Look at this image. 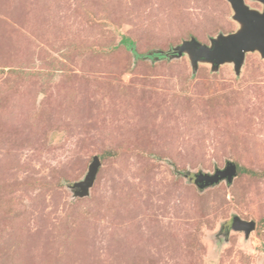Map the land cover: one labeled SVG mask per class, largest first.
<instances>
[{"label":"rangeland","instance_id":"obj_1","mask_svg":"<svg viewBox=\"0 0 264 264\" xmlns=\"http://www.w3.org/2000/svg\"><path fill=\"white\" fill-rule=\"evenodd\" d=\"M234 16L228 0H0V264H264V57L237 73L174 53ZM230 162L231 183L200 186Z\"/></svg>","mask_w":264,"mask_h":264},{"label":"water","instance_id":"obj_2","mask_svg":"<svg viewBox=\"0 0 264 264\" xmlns=\"http://www.w3.org/2000/svg\"><path fill=\"white\" fill-rule=\"evenodd\" d=\"M235 11L234 18L241 24L240 29L229 35H220L211 41V45H206L193 38L185 41L181 46L174 49V53L182 56L189 54L195 67L199 62L212 64L214 69L224 63H233L237 73H240L248 52L258 51L264 57V8L263 11L253 9L246 4L245 0H228ZM264 5V0H256ZM101 162L98 157L90 167L86 179L76 184L82 189V195H88L90 188L94 185ZM238 167L230 162L225 169H219L214 175H200L201 187L215 185L227 180L231 183L237 176ZM236 228L244 231L249 237L255 230L254 221H244L236 219Z\"/></svg>","mask_w":264,"mask_h":264},{"label":"trees","instance_id":"obj_3","mask_svg":"<svg viewBox=\"0 0 264 264\" xmlns=\"http://www.w3.org/2000/svg\"><path fill=\"white\" fill-rule=\"evenodd\" d=\"M150 57L151 58H154V57L163 58V57H165V55L160 54V53H155L154 55H151ZM239 170L241 171V168H239Z\"/></svg>","mask_w":264,"mask_h":264}]
</instances>
